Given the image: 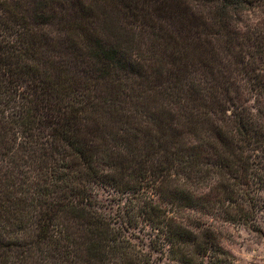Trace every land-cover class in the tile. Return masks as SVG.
<instances>
[{"label": "trees", "instance_id": "1", "mask_svg": "<svg viewBox=\"0 0 264 264\" xmlns=\"http://www.w3.org/2000/svg\"><path fill=\"white\" fill-rule=\"evenodd\" d=\"M185 1L182 5L179 0H158L154 9L157 15H164L162 19L171 17L178 22L183 43L172 55L173 61L176 55L180 57L179 62L188 61L184 70L193 63L191 48H199L193 43L207 44L212 51L213 39L230 52V46L242 44L231 37L237 34L231 27L233 22L242 24L243 13H253L254 3H261L264 8V0H191L194 6ZM25 2H29L27 7L23 0H0V264H152L150 255L138 250L123 230L112 227L111 218L97 211L87 194L86 184L91 181L124 185L106 173L99 162L107 158L109 170L115 171L117 163L128 158L125 150L115 155L101 148L108 147L98 133V126L87 124L86 108L71 97L78 85L74 81L67 84V70L60 64L42 60V48L48 43L37 32L47 29L55 19H63L66 27L75 25L62 12L64 0ZM41 35L47 34L43 31ZM201 36L207 37L205 43L199 42ZM119 41L116 49L100 41L92 48L98 64V56L105 58L107 63L102 68L105 71L115 68L126 72L134 66L123 51L129 49V44ZM256 42L257 54L264 55V35L258 34ZM242 55L238 49L236 61L242 68H250L256 62L253 56L242 58ZM214 60L217 64L223 62L219 53ZM202 61L210 66L209 61ZM230 74L231 69L224 62L213 77L228 86ZM177 86L180 92H187L184 102L176 103L178 110H186L185 105L188 108L192 100L190 110L199 115L195 118L193 112L191 115H187L188 111L181 112L178 124L186 120L184 123L196 130L198 138L194 145L176 148L175 156L179 150L183 151L181 161L187 167H196L198 181L210 172L217 179V188H224L228 196L238 192L244 199L246 193L241 190L245 185L244 148L251 140L249 127L255 128L252 121L264 116V110L257 108L253 113L241 104L228 116L226 107L231 87H221L209 102L201 96V85L196 87L192 83L186 87L180 77ZM233 118L239 125L236 134L227 129ZM176 130H165V138L170 143L173 137L182 140L185 137L181 131L182 136H177ZM258 137L264 140V134L258 132ZM119 139H113L114 147L119 146ZM129 147L132 148L130 141ZM167 163L170 165L172 161ZM25 171L33 174L30 185L21 180ZM121 172L136 182L142 178L144 168L139 163L134 170L128 172L126 167ZM130 189L137 188L126 191ZM63 191L69 192V196L65 197ZM28 208H34L35 212V222L29 224L24 220ZM155 209L145 211V219L157 236L151 242V249L157 250L158 243L160 248L169 246L170 260L179 264H195L194 259L202 261L209 256L210 247L198 244L196 237L190 243L188 231L183 232V227L174 224L172 219L154 218ZM27 233L33 235L22 239L21 235ZM189 244L195 248L188 254Z\"/></svg>", "mask_w": 264, "mask_h": 264}, {"label": "rangeland", "instance_id": "2", "mask_svg": "<svg viewBox=\"0 0 264 264\" xmlns=\"http://www.w3.org/2000/svg\"><path fill=\"white\" fill-rule=\"evenodd\" d=\"M23 1L27 7L29 2ZM155 1L158 0H64L62 12L75 25L66 27L63 19H55L47 29L37 32L48 43L42 48V60L60 64L67 70V84L74 81L78 85L71 97L86 108L87 124L98 126V133L108 147L101 148L115 155L125 150L128 156L117 163L115 171L109 170L107 158L99 162L106 173L115 176L117 182L124 185L91 181L86 184L87 194L96 204V210L111 218L112 227L123 230L138 250L150 255L148 258L152 264H179L170 260L169 246L160 248L158 243V251L151 249V242L157 236L145 219V211L153 208H156L154 218L172 219L174 224L183 227V232L188 231L190 243L196 237L198 244L211 248L209 256L202 261L194 259L195 264H264V140L258 137V132L264 134V116L252 121L256 129L249 127L251 140L247 141L242 157L245 162V185L241 189L246 193L244 199L238 192L228 196L224 188H217V179L210 172L205 173V179L198 181L196 167H187L181 161L183 151L179 150L175 156L176 148L194 145L198 138L196 130L184 123L186 120L178 124V120L182 119L181 112L192 114L190 109L194 102L190 100L189 107L185 105L186 110H178L176 103H183L187 95V92H180L177 86L180 77L186 87L192 83L196 87L201 85V96L209 102L221 91V87H231L226 107L229 108L228 116L234 113L235 106L241 104L253 113L257 108L264 110V55L257 54L256 42L258 34L264 35L263 5L254 3L253 13H243L242 24L233 22L231 27L237 34L231 37L242 44H233L230 52L213 39L212 51L207 44L200 46L193 43L199 48H191L193 63L187 65V74V68L184 70L183 67L188 61L179 62L178 55L173 61L172 54L183 43L178 22L171 17L162 19L164 15L154 13L158 5ZM179 2L183 5L186 1ZM187 2L193 4L191 0ZM43 31L46 36L41 35ZM169 34L173 37H168ZM206 38L201 36L199 42L205 43ZM119 39L129 44V49L123 51L134 66L126 72L115 68L105 71L102 69L107 63L105 58L98 56V64L92 48L100 41L116 49ZM238 49L243 52L242 58L246 55L254 57L252 59L256 62L252 67L242 68L236 61ZM216 52L222 64L215 63ZM202 60L209 61L210 66ZM224 62L231 69L228 86L213 77ZM193 113L195 118L199 115ZM238 126L236 118H233L228 122L227 129L236 134ZM168 129H177L175 132H179L176 135L183 134L185 137L183 140L173 137L174 141L170 143L164 135ZM115 138H121L118 147L112 144ZM167 160L172 164L169 165ZM139 163L144 168L139 181L134 182V178L131 180L127 173L121 172L126 167L130 172ZM30 174L25 171L21 178L28 185L32 184L33 174ZM227 184L233 189L231 183ZM132 187L137 189L126 191ZM63 193L65 197L69 196V192ZM33 210L28 208L24 219L27 224L35 222ZM28 234L21 235V238L33 235ZM186 248L189 254L195 247L189 244Z\"/></svg>", "mask_w": 264, "mask_h": 264}]
</instances>
